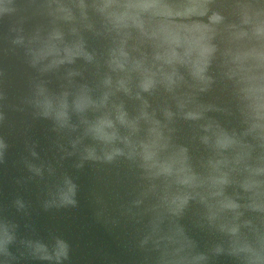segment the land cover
Wrapping results in <instances>:
<instances>
[{
    "label": "water",
    "instance_id": "obj_1",
    "mask_svg": "<svg viewBox=\"0 0 264 264\" xmlns=\"http://www.w3.org/2000/svg\"><path fill=\"white\" fill-rule=\"evenodd\" d=\"M155 2L131 13L142 27L117 28L104 0H0V264H169L178 249L200 264H264V0ZM201 31L216 48L207 79L176 65L169 86L173 66L157 56H183ZM54 33L58 52L44 46ZM38 85L99 106L70 108L61 125ZM104 119L113 142L89 131Z\"/></svg>",
    "mask_w": 264,
    "mask_h": 264
},
{
    "label": "clouds",
    "instance_id": "obj_2",
    "mask_svg": "<svg viewBox=\"0 0 264 264\" xmlns=\"http://www.w3.org/2000/svg\"><path fill=\"white\" fill-rule=\"evenodd\" d=\"M83 0H81V7H85ZM99 10L104 13L109 21L113 24L114 27H124L128 26L129 23H132L136 27H142L139 22V19L131 13H142L149 11L154 8L163 7V5L155 2V0H137L135 3H125L122 5L114 4V0H104V3L99 5ZM113 7H121L125 9V11L121 13H113L110 11ZM219 17H214V19ZM257 37H264V27H258L256 29ZM212 37L207 35L206 31H201L199 35L195 36L191 41H189L188 47L185 49L183 56H181L178 52L173 50L171 53L166 54L165 56H157V59H163L164 62L170 66H173V70L171 73H166L164 76L165 81L169 86L176 83L175 77L177 76L176 65L181 66H190L193 75L205 81L207 77L204 75L207 71L208 65L210 64L211 58L214 55L216 48L211 44ZM62 40V36L60 33H54L49 39L44 43L45 47H52L56 52L59 51L57 44L55 41ZM173 42L179 45V33L173 34ZM68 52L69 58L73 54H78L79 46H77V53H73L72 49H65ZM91 59V57H88ZM258 60H264V54H261L258 57ZM122 66V65H121ZM136 67L139 69L142 66L137 64ZM144 79L142 80L141 87L144 91H149L152 87H154L156 80L154 78L155 74L151 73L150 70L144 69ZM106 83H110V81H106ZM121 86H124V82H121ZM38 95L43 97L42 100L38 101V104L44 109L43 114L47 117L54 114V118L61 125L67 124L69 120V109L71 108L74 112L78 114H83L89 107L96 106L95 102H93L88 96L86 90H81L75 98L72 100L71 105L68 102V93H64L61 96L53 97L48 93V90L43 85H38ZM107 97H105V100ZM120 124L132 129L136 130V124L133 121H129L127 118V113L122 110L119 111L117 116ZM87 123V121H85ZM107 128H115L114 122L110 119L101 120L98 124L92 125L89 128V131L93 133L96 138L103 139L107 142H113L118 138V132L112 131L110 134L103 131V129ZM222 146V145H221ZM121 150L116 149L112 153L107 155V160L110 162L114 159L116 155H122ZM91 155V154H90ZM154 153L149 152L145 159L152 160ZM155 166V165H154ZM171 166L170 165H160L159 172L160 174H171ZM217 183H227L226 178H221L217 181ZM69 203H74V201H69ZM175 203V201H173ZM183 203V202H181ZM228 207H238V205L228 204ZM6 239L4 243L6 244L11 240V237L5 233ZM59 244H62L65 251L63 255L67 254V245L64 244L63 241H59ZM6 251V249H5ZM182 249H178L177 252L171 257L169 264H200L201 261L205 259L203 255L189 256V255H181L180 252ZM41 259H49L50 257L41 256Z\"/></svg>",
    "mask_w": 264,
    "mask_h": 264
}]
</instances>
